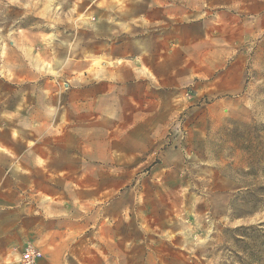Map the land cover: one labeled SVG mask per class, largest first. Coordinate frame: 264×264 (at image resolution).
<instances>
[{"label": "rangeland", "instance_id": "rangeland-1", "mask_svg": "<svg viewBox=\"0 0 264 264\" xmlns=\"http://www.w3.org/2000/svg\"><path fill=\"white\" fill-rule=\"evenodd\" d=\"M107 1L0 0V155L38 164L16 194L0 164V264L29 248L37 264H264V35L171 52L183 35L162 29L178 74L138 86L104 78L157 58L127 0Z\"/></svg>", "mask_w": 264, "mask_h": 264}, {"label": "crops", "instance_id": "crops-1", "mask_svg": "<svg viewBox=\"0 0 264 264\" xmlns=\"http://www.w3.org/2000/svg\"><path fill=\"white\" fill-rule=\"evenodd\" d=\"M114 2L116 0L107 1L106 9H109V6L114 8L116 6ZM126 7L127 14H125V10H122L121 17L141 20V24L138 23L137 25L142 26L144 36L148 35L150 37L143 38L142 42L138 40V49L141 48V43L143 49H145L146 45L147 50L152 51L150 56L153 55V57L157 55L155 54L157 48L155 45L153 46L154 41L152 40L158 36L159 32L163 31L162 29H170L173 33L183 35L182 38L184 40L181 39L183 46L179 47L176 45L175 48V45L172 43L171 52L177 51L179 48L181 51H195L198 46L207 44V38L204 39V36L211 38L212 42H217L218 37L221 35L227 36L225 39L221 37L220 40L221 43L227 46L216 48V51L227 53L240 52L246 50L247 44H253V41H257L259 36L264 35V0H127ZM166 21H170V23L166 24ZM164 24H166L167 28H164ZM158 29L161 31H158ZM173 29H181V31ZM144 54L145 51H143L141 57L138 55L135 60L129 61L132 64L135 61L136 71L132 69L130 64H122L120 75L117 72L109 71L104 75V78L118 80L123 77L132 78L133 81L135 78L137 85L140 86L147 83L146 78L162 80V78H174L175 74H178V70L174 69L178 67V64H173V58L170 61L161 62L163 59L158 60V55L157 58L151 59L150 57H145ZM117 60L118 62L120 60L128 62L121 57ZM184 60H186V67L210 66L208 62L209 58L206 55L196 58L193 54H190L186 55ZM173 65H175L174 68ZM164 66L172 68L169 76L164 75L163 72L160 73V68ZM236 66L238 67V65ZM145 70L150 71L152 75L147 76L144 72ZM202 72L204 78L205 76H209V72H205L204 69ZM231 74L232 72L228 71L222 78H229ZM238 78L242 77L239 76ZM7 162L9 164L8 181L10 192L13 191L15 194L18 192L19 182L17 179L20 178L25 179L24 191L31 190L32 184H28L26 181H32L34 165L35 167L38 166L37 161L33 162V158L28 159L26 155H18L11 151L8 157L0 155V164ZM20 162L24 165L23 175L22 172L18 173L16 170L17 163ZM2 173H4V168L0 166V179ZM38 193L43 194L44 192L40 190ZM16 200L17 197H15L14 203H16ZM25 202L30 204L27 199Z\"/></svg>", "mask_w": 264, "mask_h": 264}, {"label": "built area", "instance_id": "built-area-1", "mask_svg": "<svg viewBox=\"0 0 264 264\" xmlns=\"http://www.w3.org/2000/svg\"><path fill=\"white\" fill-rule=\"evenodd\" d=\"M42 254L38 250L29 248L20 258V264H37Z\"/></svg>", "mask_w": 264, "mask_h": 264}]
</instances>
